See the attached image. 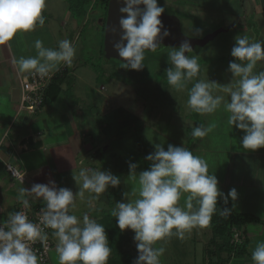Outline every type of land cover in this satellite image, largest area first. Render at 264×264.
Returning a JSON list of instances; mask_svg holds the SVG:
<instances>
[{
  "label": "clouds",
  "instance_id": "1",
  "mask_svg": "<svg viewBox=\"0 0 264 264\" xmlns=\"http://www.w3.org/2000/svg\"><path fill=\"white\" fill-rule=\"evenodd\" d=\"M122 4L118 11L119 39L112 42V50L122 60L123 67L141 70L145 52H157L162 41L170 33L160 17L165 9L158 0H117ZM46 0H0V44L9 41L16 32H30L37 24L43 26L42 15ZM143 5V7H141ZM114 35L117 29L113 28ZM36 56L13 58L18 73H34L49 77L61 65L71 67L76 48L68 39L58 41L57 48H48L43 41H34ZM190 41L184 40L178 47H170L168 60L171 67L165 73L169 86L182 91L200 72L198 55L192 53ZM228 71L233 79L220 85L215 81L196 80L188 89L187 106L200 114H211L223 107L229 114L227 124L242 130L240 145L245 150L264 148V71L256 72L257 63L264 61V41H251L246 35H237L231 48ZM227 95H213V90ZM215 127L197 125L192 129L193 138H204ZM150 162L147 170L137 173V164L129 163L127 180L134 184L128 200L116 202L111 215L121 230L134 233L137 257L133 264H161L165 253L163 245L167 238L184 240L194 228L209 226L220 198L224 205L229 199L236 201L235 188L225 195L218 187V179L209 174L205 159L194 155L188 148L169 144L167 150L161 144L145 157ZM83 163V160L81 161ZM91 173V174H90ZM80 191L73 193L69 188L57 187L54 181L47 184L35 183L31 188L21 187L17 199L25 209L29 199H42L39 223H33L23 211L10 213L6 221H0V264H40V258L31 247L32 243H46L45 228L53 230L57 239L56 253L59 264H107L111 248L105 227L87 214L83 219L70 214L75 208L78 195L84 198L85 190L97 196L109 187L121 184L120 176L111 171H92L81 168L78 177ZM184 204L179 202L182 196ZM198 207H194L193 201ZM232 209L225 206L220 215L228 218ZM254 264H264V242L252 251Z\"/></svg>",
  "mask_w": 264,
  "mask_h": 264
},
{
  "label": "rangeland",
  "instance_id": "2",
  "mask_svg": "<svg viewBox=\"0 0 264 264\" xmlns=\"http://www.w3.org/2000/svg\"><path fill=\"white\" fill-rule=\"evenodd\" d=\"M158 5L164 7L165 14L180 20L186 36L204 37L220 28L229 29L188 54L198 55L201 68L198 76L182 91L167 83L165 71L171 67L169 48L155 53L146 51L144 67L139 71L126 69L121 62L103 56L100 46L102 21L100 25L99 21L105 12L100 0H85L82 4H77L76 0H46L42 11L44 25L37 24L30 32L18 31L9 40L19 57L36 56L34 41L37 39L48 48H57L62 39L74 44L76 56L69 67L73 76L67 77L73 80L69 93H74V98L79 100L80 109L87 114L85 124H89L91 136L97 139L94 161L88 162L86 158L82 167L111 171L120 176L121 184L109 187L99 196L85 190L83 199L76 196V207L70 208V214L81 221L87 214L102 224L106 233L109 222H113L112 228H118L111 215L115 203L124 202V193L128 200L135 199L132 195L135 185L127 180L129 163L138 165L137 173L147 170L150 162L145 157L154 151L155 144H161L165 150L169 144L186 147L205 159L209 174L217 177L218 187L225 195L228 190L222 189V181L229 157L235 151H254L241 147L244 133L227 124L229 114L223 104L214 113L200 114L188 108L187 100L188 89L196 80L215 81L220 85L231 82L233 77L228 65L234 59L230 52L237 35H246L251 41H264V0H158ZM254 71H264V61L258 62ZM213 95H224L228 99L216 89ZM210 124L215 127L207 136L192 137L193 127ZM24 179L22 187L27 184L25 175ZM58 187L69 188L75 194L80 191L81 184L68 178L58 182ZM186 195L182 196L181 205ZM99 214L103 221L97 217ZM133 236L131 230L125 229L120 230L118 237L108 238L111 254L107 264H123L121 260L127 257L136 259ZM209 238L208 230L194 228L184 240L171 237L166 242H157V247L163 245L166 249L161 264H209L206 257L210 250ZM52 243L49 264H59L53 232Z\"/></svg>",
  "mask_w": 264,
  "mask_h": 264
},
{
  "label": "crops",
  "instance_id": "3",
  "mask_svg": "<svg viewBox=\"0 0 264 264\" xmlns=\"http://www.w3.org/2000/svg\"><path fill=\"white\" fill-rule=\"evenodd\" d=\"M15 54L18 53L13 52L9 41L0 44V215L14 211L20 201L18 190L22 187L5 171L6 164L24 173L25 188L35 183L47 184L50 180L58 187V182L68 178L78 183L74 177H78L86 158L91 162L96 157L97 139L91 136L89 124L88 128L85 124L87 114L80 109L75 94L69 93L73 81L67 78L73 76L69 67L61 75L56 97L46 96L37 113L16 119L18 102L13 93L18 89L17 76L25 73L17 72L12 62L13 58H19ZM223 177L222 189L228 190L226 194L232 188L238 193L236 201L229 199L228 202L233 210L257 219L241 229L244 253L240 256L232 253L226 264H254L252 251L258 243L264 242V149L233 152ZM29 203L44 205L42 199H29ZM97 217L103 221L101 214Z\"/></svg>",
  "mask_w": 264,
  "mask_h": 264
},
{
  "label": "built area",
  "instance_id": "4",
  "mask_svg": "<svg viewBox=\"0 0 264 264\" xmlns=\"http://www.w3.org/2000/svg\"><path fill=\"white\" fill-rule=\"evenodd\" d=\"M67 71V66H62L58 71L50 74L49 77H40L38 74L34 73H25L23 75H18V109L16 114V119H21L24 115H34L37 113L41 107L43 106L46 100V92L57 75H62ZM61 73V74H58ZM5 171L8 175L18 181L20 184L24 182V173L19 172L14 166L11 164L5 165ZM44 205H35L30 204V207L25 209L21 201L17 202L15 205L14 211L11 213H15L17 211L25 212L29 219L33 223H39L40 210ZM10 214V213H9ZM8 215H0V221H6L8 219ZM242 228L235 227L232 229V240L231 243L233 245H241L244 241V237L242 235ZM44 231L48 234V240L46 243H42L40 241H36L31 244V247L36 252L37 256L40 258V264H49L50 263V253L53 249L52 243V232L53 230L50 228H45Z\"/></svg>",
  "mask_w": 264,
  "mask_h": 264
},
{
  "label": "trees",
  "instance_id": "5",
  "mask_svg": "<svg viewBox=\"0 0 264 264\" xmlns=\"http://www.w3.org/2000/svg\"><path fill=\"white\" fill-rule=\"evenodd\" d=\"M65 1L67 2L68 0ZM84 1L85 0H76V3L82 4L84 3ZM100 1H101V5H103L104 7V12H105L100 27L101 29L100 46H101V53H103L104 25H105L108 0H100ZM70 7L71 6H69V9ZM60 76L61 75H57L50 84L46 92L47 97L49 96L50 98H54L58 95L59 85L62 79V76L61 77ZM116 111L117 113H120V110H116ZM225 206L232 209V212L228 218H225L220 215V209L222 210ZM194 207H198L196 201L194 202ZM256 221L257 219L254 216L247 213H237L233 210L232 206L229 203L228 205H224L223 201L218 200L216 212L212 215L209 226L200 228V229H206L210 233V238L208 240V245H210V250H207L206 253L209 264H226L228 262L229 256L232 253L237 256L242 255L244 253L245 241H243L241 245H233L231 243L232 229L235 227L244 228L249 223ZM108 227H109L108 228L109 232L107 233V237L109 239H111V237H116V236L118 237V234H120V229L112 228L114 227L113 222H109ZM133 261L134 260L130 257L123 258L121 260L123 264H133Z\"/></svg>",
  "mask_w": 264,
  "mask_h": 264
},
{
  "label": "water",
  "instance_id": "6",
  "mask_svg": "<svg viewBox=\"0 0 264 264\" xmlns=\"http://www.w3.org/2000/svg\"><path fill=\"white\" fill-rule=\"evenodd\" d=\"M122 4H117V0H108L107 12L104 25V36H103V56L106 59H114L122 63L121 58L112 50V42L119 39V19L121 15L118 11ZM143 7V5H141ZM164 26L169 30L170 35L165 38L157 51L162 48L178 47L184 40L190 41L193 51L196 47H204L208 42L212 41L218 34L228 32L229 29L220 28L214 32L207 34L204 37H189L183 33L180 20L172 15L162 13L160 17ZM117 29V34L114 35L112 29ZM151 52V51H148ZM186 55H188L186 53ZM15 100H18L19 90H15ZM12 94V95H13Z\"/></svg>",
  "mask_w": 264,
  "mask_h": 264
},
{
  "label": "flooded vegetation",
  "instance_id": "7",
  "mask_svg": "<svg viewBox=\"0 0 264 264\" xmlns=\"http://www.w3.org/2000/svg\"><path fill=\"white\" fill-rule=\"evenodd\" d=\"M101 21H102V18H101V20L99 21V25L101 24Z\"/></svg>",
  "mask_w": 264,
  "mask_h": 264
}]
</instances>
